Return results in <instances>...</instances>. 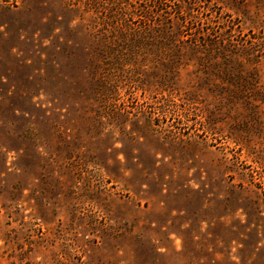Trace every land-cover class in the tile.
I'll return each instance as SVG.
<instances>
[{"label": "rangeland", "instance_id": "rangeland-1", "mask_svg": "<svg viewBox=\"0 0 264 264\" xmlns=\"http://www.w3.org/2000/svg\"><path fill=\"white\" fill-rule=\"evenodd\" d=\"M0 264H264V0H0Z\"/></svg>", "mask_w": 264, "mask_h": 264}, {"label": "trees", "instance_id": "trees-1", "mask_svg": "<svg viewBox=\"0 0 264 264\" xmlns=\"http://www.w3.org/2000/svg\"><path fill=\"white\" fill-rule=\"evenodd\" d=\"M155 3H156V1H155ZM163 9V8H162ZM169 11H166L169 15L170 14H172V10H170V9H168ZM174 12H176V13H178V18H179V15H181L182 16V18H180L182 21L185 19V17H184V13L181 11V10H177V9H174L173 10Z\"/></svg>", "mask_w": 264, "mask_h": 264}]
</instances>
